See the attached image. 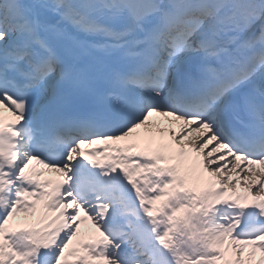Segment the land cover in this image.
Returning <instances> with one entry per match:
<instances>
[{"label":"snow or ice","instance_id":"snow-or-ice-1","mask_svg":"<svg viewBox=\"0 0 264 264\" xmlns=\"http://www.w3.org/2000/svg\"><path fill=\"white\" fill-rule=\"evenodd\" d=\"M0 264H264V0H0Z\"/></svg>","mask_w":264,"mask_h":264}]
</instances>
